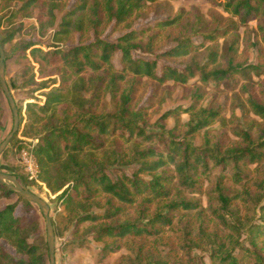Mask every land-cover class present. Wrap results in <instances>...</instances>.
Returning <instances> with one entry per match:
<instances>
[{"label": "trees", "instance_id": "1", "mask_svg": "<svg viewBox=\"0 0 264 264\" xmlns=\"http://www.w3.org/2000/svg\"><path fill=\"white\" fill-rule=\"evenodd\" d=\"M70 1L0 0V20L7 21L0 31L5 62L11 60L22 75L28 76L25 83L45 90L43 104H26L22 135L36 140L33 154L40 181L52 194L60 192L57 201L72 222L68 238L88 233L103 245L94 264L108 261L129 237L152 238V247L139 242L133 258L120 256L114 264H168L156 250L164 240L160 234L172 228L175 214L164 213L163 209L196 207L174 197L171 188L192 190L209 165L219 169L224 179L228 167L237 177L240 166L264 161L263 136L253 138L248 130L235 131L236 141L222 137V133L211 136L208 127L219 111L198 109L196 94L188 108H173L151 122L161 89L167 83L185 86L196 77L203 82L230 77L229 72L209 70L193 58L180 67L159 66V60L184 61L198 45L204 47L227 30L201 33L194 27L153 58L138 56L134 55L136 50L152 52L167 29L179 27L181 32L179 15L166 16L143 28L132 27L144 12L166 0H73L67 8ZM208 1L223 5L241 24L257 21L264 44V0ZM57 13L61 14L59 20ZM17 18H34L37 27L31 25L35 35L44 36L53 30L55 43L44 45L40 39L17 38L20 30L27 28L24 24L12 26ZM108 28L111 33H122L108 40L102 36ZM193 34L200 35L202 42L194 44ZM216 47L212 46L209 63H216ZM35 71L41 79L38 82ZM52 76H58L60 82ZM140 90L149 94L143 105L137 103ZM1 95L0 88V117ZM249 105L251 112L264 120V104L250 98ZM181 112H191L185 123L178 120ZM18 114L20 128L24 121L21 108ZM169 117L175 123L166 128L162 122ZM201 132L202 143L196 144L195 136ZM16 134L0 157L18 142ZM12 175L29 189L25 178ZM217 192L229 220L221 214L217 217L230 232L222 240L200 229L196 234L199 242L194 245L206 253L208 264H264V198L255 203L253 217L242 219L232 200H244L247 195ZM9 195L17 200L0 208V241L20 257L12 256L0 244V264H45L46 243H30L33 225L24 215L15 214L18 201L31 204L0 183V198ZM190 250L191 245L179 242L178 248L171 247L169 253L177 257L183 251L190 261ZM189 264L206 263L201 259Z\"/></svg>", "mask_w": 264, "mask_h": 264}, {"label": "rangeland", "instance_id": "2", "mask_svg": "<svg viewBox=\"0 0 264 264\" xmlns=\"http://www.w3.org/2000/svg\"><path fill=\"white\" fill-rule=\"evenodd\" d=\"M73 0L69 2L67 8H71ZM9 9H6V12ZM3 12V11H2ZM0 12V15L1 13ZM179 15V27H173L162 32V37L152 52L145 53L142 50H136L134 55L153 58L161 51L168 50L174 46L175 42L184 35L192 32L194 27L198 28L201 33H208L214 30H227L222 36L215 37L212 41H207L204 47H196L187 58L177 62L159 60L160 65H173L180 67L187 60L193 58L200 64H206L209 70L217 69L230 73V77L222 81H214L208 79L203 82L196 77L188 81L185 86L174 85L172 82L167 83L161 89L159 101L156 103L155 111L151 116V122L159 119L160 116L173 108H188L192 103L193 95H198L197 108L218 110L219 115L215 116L210 122L208 128L212 129L211 136H218L222 133V137L231 141H236L235 131L248 130L253 138L263 136L264 138V120L254 115L250 110L249 99L264 104V44L262 42V34L258 29L257 21H250L247 24H241L239 19L226 11L224 6L212 5L208 0H166L161 1L147 10L141 17L137 18L133 23V28H143L150 26L158 20L164 19L166 16L174 17ZM61 14L57 13V20ZM0 31L6 28V19L0 20ZM37 27L35 19L17 18L12 22V26L24 24L27 28L20 30L17 38L23 39H40L44 45L54 44L52 40V31L49 30L44 36L35 35L32 31V25ZM110 28L102 34L112 40L122 33V31L110 32ZM194 44L201 43L200 35H192ZM57 45H62L56 43ZM212 46H217V60L215 64L209 63L208 56L213 50ZM117 59V56H116ZM115 59V63L117 64ZM36 66L35 63H32ZM237 69V70H235ZM38 73L35 71V81ZM28 78L22 75L14 66L11 60L5 62V79L10 83V92L15 100L17 109L21 108V114L24 118L19 130L16 132V139L10 145L6 153L0 157V170L5 173L15 174L25 178L29 189L46 201L50 207V217L53 222V231L55 236V263L56 264H94L101 255L103 245L95 242L88 233H81L77 238L69 239L68 234L72 228V222L68 221L66 213L60 201H57V195L52 194L45 183L40 181L39 173L36 179H29L25 169V164L21 157L22 152L28 151L33 153L36 140L26 138L22 135L24 124L26 121V104L35 102L43 104L45 97L43 89H38L35 85L24 82ZM56 83H59L58 76H52ZM148 92L140 90L138 105L147 103ZM2 96L3 113L0 117V142L10 132L12 127V114L5 97ZM189 113L181 112L178 114V120L185 123L190 119ZM166 128H171L175 120L169 117L162 122ZM203 132V131H202ZM202 132L195 136L196 144L202 143ZM215 137H212L214 139ZM34 157V154H32ZM125 170V169H124ZM39 172V169H38ZM239 176H233L230 167L227 169L226 177L221 179L219 169L209 165V169L199 175V181L196 182L192 190H182L178 186L171 188L174 197L183 198L196 207L190 210L169 211L163 209L164 213L175 214L174 224L171 229L164 230L160 234L164 240L159 244L156 252L159 253L161 260H166L168 264H189V262H200L201 259L208 264L209 258L205 252L199 250L194 244L199 241L196 234L200 229L204 230L210 237L218 236L222 240L229 231L217 217L221 214L225 220H229V216L222 209L220 196H233L234 194L245 193L247 197L242 200H232V204L238 206L239 217L247 219L254 216L255 203L262 201L264 198V161L261 163L251 164L239 167ZM246 177V178H245ZM261 183V185H259ZM16 197L9 195L0 198V208L8 203L14 202ZM31 204V203H30ZM256 211V210H255ZM16 215L28 219L34 229L30 232V243H46V231L44 219L39 209L25 201H18L16 207ZM225 240V239H224ZM142 242L144 245L152 247V238L139 239L129 237L122 242L121 248L117 253H111L108 261L104 264H114L120 256L131 259L134 256L136 245ZM179 242L191 245V260L187 259V255L180 251L177 257H173L169 253V249L178 248ZM3 248L12 256L19 258L14 249L5 242L0 241ZM186 252V251H185ZM45 264H49V258L44 257Z\"/></svg>", "mask_w": 264, "mask_h": 264}, {"label": "water", "instance_id": "3", "mask_svg": "<svg viewBox=\"0 0 264 264\" xmlns=\"http://www.w3.org/2000/svg\"><path fill=\"white\" fill-rule=\"evenodd\" d=\"M0 88L3 96L7 100L12 114V127L10 132L5 136V138L0 142V155L3 153L5 148L8 146L10 141L13 139L14 135L19 128V114L15 103V100L10 92L7 81L5 79V54L3 47L0 45ZM0 183L3 184L11 192L17 194L18 196L25 199L27 202L35 205L41 212L45 231H46V246L49 258V264L55 263V236L53 231L52 220L50 217V207L46 201H44L40 196L36 195L30 191L26 186L19 183L12 174L5 173L0 170Z\"/></svg>", "mask_w": 264, "mask_h": 264}, {"label": "built area", "instance_id": "4", "mask_svg": "<svg viewBox=\"0 0 264 264\" xmlns=\"http://www.w3.org/2000/svg\"><path fill=\"white\" fill-rule=\"evenodd\" d=\"M32 154H33L32 152H28L24 150L22 152L21 157L25 164V169L28 173L29 179H36L39 172H38V166Z\"/></svg>", "mask_w": 264, "mask_h": 264}]
</instances>
